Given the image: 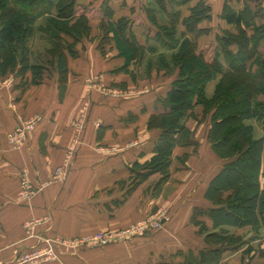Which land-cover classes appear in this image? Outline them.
Segmentation results:
<instances>
[{
  "label": "crops",
  "instance_id": "obj_1",
  "mask_svg": "<svg viewBox=\"0 0 264 264\" xmlns=\"http://www.w3.org/2000/svg\"><path fill=\"white\" fill-rule=\"evenodd\" d=\"M199 1L182 3L181 8L187 13L182 14L180 8L176 11L184 19ZM204 1L212 8V18L200 27L208 33L199 37L188 33L187 38L201 48L210 42L211 29L217 46L219 25L223 31L238 34L236 25L222 18L226 3L231 10L246 16L249 25L243 22L242 27L250 47L258 44L254 58H264V0ZM105 2L113 10L111 22L130 21L129 30L144 56L158 53L172 57L175 51L157 43L147 30L156 28L147 14L150 9L154 15L155 0H97L98 7ZM165 2L168 13L162 11L165 17L157 18L158 25H169V14L174 10L168 0ZM77 3L93 6L94 0ZM136 16L140 19L136 20ZM101 22L100 17L89 19L91 35L75 44V56L66 50L69 72L65 83L59 80L56 63L45 71L38 84H33L31 72L22 76L19 69L0 76V264H14L25 254L44 250L49 240L78 239L99 231L126 229L150 218L160 219L162 228L148 229L107 246L73 249L56 245V260L49 258L39 264H185L189 255L200 261L202 251L213 250H221L222 255L207 264H264V228L259 234L249 227L225 228L229 234L244 239L235 248L206 243L205 235L192 223L196 207H212L204 194L224 165L208 140L210 115L205 117L202 135L196 130L204 114L202 106L195 110L196 118L184 121L197 145L177 146L173 153L171 171L177 180L172 182L187 187L188 192L182 188L171 198L166 197L168 182L161 195L155 197L151 185L153 177L162 178L160 174L134 186L137 164L151 160L161 134L160 129H149V119L166 112L164 101L180 70L170 69L165 61L164 81L136 78L139 71L131 60L133 50L127 45L129 49L122 48L119 36L111 32L104 43V35L99 41L92 39L94 29L99 33ZM178 32H186L182 20ZM63 38L66 44L74 42L71 37ZM44 39L50 43L48 37ZM230 48L238 51L236 45ZM44 56L38 63L46 64L47 54ZM32 57V62L37 60ZM128 59L130 65L124 70ZM215 80L218 82V77ZM36 119L39 120L26 132L24 143L15 145L11 140L14 131ZM192 122L196 124L191 126ZM250 124L256 139L264 136L262 122ZM210 155L214 157L213 164L207 162ZM193 158L207 163L211 171L203 189L197 186L196 179L188 183V179L185 182L175 176L182 172L197 175L198 169L191 166ZM61 169L65 174L58 175ZM261 185L264 187V160ZM205 221L212 232L211 221ZM244 229L247 232L241 233Z\"/></svg>",
  "mask_w": 264,
  "mask_h": 264
},
{
  "label": "trees",
  "instance_id": "obj_2",
  "mask_svg": "<svg viewBox=\"0 0 264 264\" xmlns=\"http://www.w3.org/2000/svg\"><path fill=\"white\" fill-rule=\"evenodd\" d=\"M155 1L163 12L168 13L165 0ZM188 1L182 0L181 4ZM80 6L77 0H0V76L19 69L22 76L31 72L33 84H38L43 81L45 71L56 63L59 80L65 83L69 72L66 50L75 56V44L88 38L91 32L89 16L78 13ZM102 13L105 21L101 22V27L108 21L110 31L107 32L119 36L122 48L133 50L131 58L141 54L143 50L129 30L130 21L111 22L113 10L108 2L102 5ZM211 13L212 8L200 0L184 19L180 11L173 10L169 14V25H158L151 10L147 9L149 19L157 28L152 31L148 28V33L163 47L175 51L168 64L162 60L166 66L179 68L180 75L164 101L166 112L149 119V129H160L161 134L151 160L137 164L134 186L155 174L162 176L157 186L170 178L175 148L197 145L192 138L193 132L184 121L196 118L195 110L202 106L204 116L210 115L208 140L224 165L204 194L212 207H196L192 223L205 235L206 243L237 248L244 239L229 234L225 228L249 227L257 234L264 228V187L261 185L264 136L256 139L254 126L250 124L257 121L264 125V58H254L258 44L255 42L250 47V39L242 27L243 22L249 25L246 16L231 10L226 3L222 18L235 24L238 34L225 30L217 37L212 54L199 50L196 41L186 35L207 34L208 30L200 25L212 18ZM42 18L48 19L46 31L51 44L46 64L32 62L31 40L37 22ZM181 20L186 32L179 34ZM109 33L102 43L109 38ZM65 36L74 42L66 44ZM233 45L238 47L237 52L231 50ZM128 65L130 59L123 69L127 70ZM217 77L214 93L208 96L207 84ZM205 219L211 221L212 232ZM221 255V250L202 251L200 261L191 254L185 264H207L209 260L220 259Z\"/></svg>",
  "mask_w": 264,
  "mask_h": 264
},
{
  "label": "rangeland",
  "instance_id": "obj_3",
  "mask_svg": "<svg viewBox=\"0 0 264 264\" xmlns=\"http://www.w3.org/2000/svg\"><path fill=\"white\" fill-rule=\"evenodd\" d=\"M172 1H173V3H172ZM181 1L182 0H168V2L170 3L168 6L171 9L174 8V10L182 9L183 11L180 10L182 14H183V12L187 13L186 12L187 10L185 11L183 8H181L182 7L180 5ZM191 1H193V0H189L188 2L191 3ZM98 6H99V4H97V0H94L93 6L92 5H82V6H80L79 9H78V13L79 14H82V13L87 14L91 20H96V19H98L100 17L102 22H104L105 20L103 18L104 15L102 13V7L101 6L98 7ZM154 6L155 7L153 9L154 10L153 11V13H154L153 16L156 18V20H157V18L162 19V17H165L162 14L163 12L159 8V6H157V5H154ZM178 8H180V9H178ZM135 19L136 20L140 19V16H136ZM47 20L48 19H46L45 21L38 22L37 28H36V32L34 34L33 39L31 40V46H32L33 55L37 59V60L34 59L35 60V61H33L34 63L36 61H37V63L38 62H42L41 56L45 58L46 56H44V53L47 54L49 49L51 48V44L46 42L45 39H44L45 37L48 36L47 31H46L47 30V25H48V21ZM98 30H99V33L97 32V29H94V32H93L94 36L92 35L93 36L92 37L93 40L95 39L96 41H99L100 38L102 37V35L106 36L109 33L107 31L108 30L110 31V28H109V26L107 24L104 23L103 28L101 27V24H100V28H98ZM217 31L221 35L224 34V32L222 30V26H220V25L218 26ZM109 34H111V33H109ZM90 35H91V32H90ZM215 35L216 34L214 32V29H211L212 38L210 39V42L205 44V45H203L201 48H199V50H204L205 53L207 51H210L211 54H212L213 50H214V48L216 46V40L214 38V37H216ZM88 39H89V37H88ZM162 58H163V60L167 61L168 63H169V61L171 59L170 55H163V54H158V53L157 54L148 53L146 56H144L142 53L139 54V55L138 54L134 55L131 58L132 61L134 62V69L139 71V73L137 74L136 78H141L143 81H146V82H149V81H156V82L164 81V79H166V77H167V71L165 70ZM168 67L170 69H172V67H174V66L169 64ZM216 83H217V80H212V81H210L208 83V85H207V95L208 96H212L213 95ZM204 122H205V116L203 114L201 116L200 123L196 126V130L199 133V135L200 134L202 135V131L205 129V127L203 126ZM191 124H192L191 126H193L196 123L192 122ZM210 156H209V158H207V162H211L212 164L215 163V161H213L214 157L212 155H210ZM191 166L193 168L198 169L197 175H193V174H191L189 172H187V173H183L182 172V174H179V175L176 174L175 175L176 178H179V177L182 178V179L184 178L185 182L188 179V183H189L190 180L196 179L197 186L200 187L201 189H203L204 185L207 182V180L211 176L210 175L211 171H210L209 166L207 165V163H202L201 164L200 162H198L194 158L192 159ZM153 178H154V180H153L151 186H153V195L155 197L161 195L162 190H163V185H165V184L167 185L168 182H170V185H169L168 189H166V193L164 194L166 197L169 196V198H171L172 196L175 195L177 190L180 191L182 188H184L185 193L188 192L187 191L188 190L187 187L186 188H185V186L181 187L180 185L174 184L175 182H172V180L175 179V178L173 179L172 171H171L170 178L164 184H162L161 186H157V184L161 180V177L155 176ZM175 180H177V179H175ZM196 194H198V192H196ZM137 224H135V225H137ZM135 225H133V226H135ZM129 228L112 231V233L119 235V234L123 233L124 230H127ZM240 232L241 233H246L247 231L244 229V230H241ZM99 233L108 234V233H111V232L110 231L107 232V231L104 230V231L95 232L94 234H91V235L86 236V237H93V236H95V235H97ZM80 239L81 238L70 239V240H80ZM52 260H56V258H53ZM42 261H44V260H42ZM34 264H39V263H34Z\"/></svg>",
  "mask_w": 264,
  "mask_h": 264
},
{
  "label": "built area",
  "instance_id": "obj_4",
  "mask_svg": "<svg viewBox=\"0 0 264 264\" xmlns=\"http://www.w3.org/2000/svg\"><path fill=\"white\" fill-rule=\"evenodd\" d=\"M115 93V92H114ZM32 120L29 122L26 126H21L20 128L16 129L14 133L11 136V140L15 145H21L25 141V134L26 132L31 129L36 121ZM65 170L61 169L58 170V175H63ZM23 185H26V182L23 183ZM28 194H31L28 192ZM27 194V195H28ZM162 225L160 222V219H148L139 222L137 225L130 227L127 230H124L123 233L117 235L108 233L103 234L99 233L93 237H84L80 240H70V239H57V240H49L47 241V248L44 250H35L29 254H25L18 258L14 264H34V263H40L42 260L49 259V258H56L54 247L56 245H62L67 246L73 249L81 248L84 246H107L112 243H116L125 239H128L130 236H133L135 234H138L139 232H144L148 229H161Z\"/></svg>",
  "mask_w": 264,
  "mask_h": 264
}]
</instances>
